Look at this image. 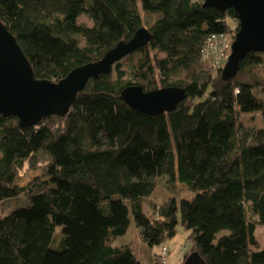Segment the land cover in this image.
Here are the masks:
<instances>
[{
  "label": "trees",
  "instance_id": "16d2710c",
  "mask_svg": "<svg viewBox=\"0 0 264 264\" xmlns=\"http://www.w3.org/2000/svg\"><path fill=\"white\" fill-rule=\"evenodd\" d=\"M203 3L0 0V20L37 79L58 82L138 29L152 34L110 73L90 79L64 116L22 125L0 114V202L28 200L0 212V264H144L132 244L115 245L131 217L150 247L184 228L185 260L198 252L207 264H264L256 237L264 227V126L243 120L264 117V54L249 53L224 81V68L204 63L202 49L212 35L237 33L239 21L234 10ZM133 85L180 87L187 97L174 111L149 116L121 99ZM24 171L40 175L20 186ZM162 178L179 180L190 198L157 204L152 195Z\"/></svg>",
  "mask_w": 264,
  "mask_h": 264
},
{
  "label": "water",
  "instance_id": "95a60500",
  "mask_svg": "<svg viewBox=\"0 0 264 264\" xmlns=\"http://www.w3.org/2000/svg\"><path fill=\"white\" fill-rule=\"evenodd\" d=\"M203 4L221 12L232 9L239 21L231 54L221 74L224 81H230L249 53L264 54V0H204ZM151 38V32L142 27L129 41L119 42L101 59L79 66L55 82L35 77L16 37L0 20V114L15 116L22 125L37 123L53 114L64 116L90 79L110 73L115 63L146 46ZM186 97L185 89L174 86L145 91L142 86L133 85L121 92V99L127 105L149 116L174 111ZM184 264L207 263L198 252H193Z\"/></svg>",
  "mask_w": 264,
  "mask_h": 264
},
{
  "label": "rangeland",
  "instance_id": "374dc122",
  "mask_svg": "<svg viewBox=\"0 0 264 264\" xmlns=\"http://www.w3.org/2000/svg\"><path fill=\"white\" fill-rule=\"evenodd\" d=\"M80 21L86 24H91V21L82 16ZM146 27V26H145ZM264 72V68H263ZM243 120L246 126H255V127H263L264 126V117L260 112H255L252 114H247L243 116ZM26 171V170H25ZM23 172L16 180V183L20 186L26 185L31 180H33L36 176H39V172ZM176 196L179 199L181 198H190L189 190L181 183L179 180L171 181L169 178H162L159 180L158 185L152 195V199L155 200L157 204H161L166 198ZM153 200V201H154ZM28 203V200L24 196H19L16 198H11L0 202V212L2 216L8 215L13 209L24 207ZM146 213H151V207L147 205L145 207ZM131 225L128 231L119 236L115 245H125L132 244V250L137 255L138 259L144 264H159L155 260L158 256V253L161 251L163 246H155L150 247L145 244L140 238L138 231L136 229L133 218L131 217ZM189 233L179 226L177 228L176 237L167 242L164 246H166L169 250V264H184L185 259L184 255L189 251V243H188ZM256 237L260 243V249H264V227H258L256 230ZM62 239L61 227L57 228L55 234V241L57 242L54 245V248L60 247V240Z\"/></svg>",
  "mask_w": 264,
  "mask_h": 264
},
{
  "label": "built area",
  "instance_id": "2783aa9c",
  "mask_svg": "<svg viewBox=\"0 0 264 264\" xmlns=\"http://www.w3.org/2000/svg\"><path fill=\"white\" fill-rule=\"evenodd\" d=\"M235 35L236 33L231 32L210 36L202 49L203 62L215 69L224 68L231 54ZM157 258L161 264H169V250L166 246L161 248Z\"/></svg>",
  "mask_w": 264,
  "mask_h": 264
}]
</instances>
